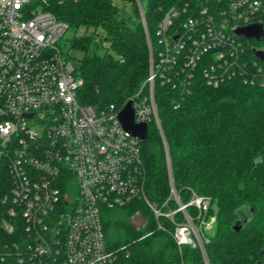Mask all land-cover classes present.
Listing matches in <instances>:
<instances>
[{
  "label": "built area",
  "instance_id": "1",
  "mask_svg": "<svg viewBox=\"0 0 264 264\" xmlns=\"http://www.w3.org/2000/svg\"><path fill=\"white\" fill-rule=\"evenodd\" d=\"M44 3L0 0V264H110L117 254L101 214L135 199L170 219L178 247L199 249L209 264L211 198L185 200L176 186L156 85L189 88L199 70L213 87L236 77L264 86V46L250 45L264 42V0H181L153 33L136 0L148 71L130 99L135 121L151 124L163 143L169 195L162 203L146 194L143 140L123 128L120 109L79 101L83 79L60 45L69 24ZM251 24L261 25L260 38L238 32Z\"/></svg>",
  "mask_w": 264,
  "mask_h": 264
},
{
  "label": "trees",
  "instance_id": "2",
  "mask_svg": "<svg viewBox=\"0 0 264 264\" xmlns=\"http://www.w3.org/2000/svg\"><path fill=\"white\" fill-rule=\"evenodd\" d=\"M128 1L133 15L123 17L113 0H45V9L69 24V50L81 54L74 62L83 79V104L121 109L147 75L140 11L136 0ZM180 1L141 0L152 33ZM188 87L158 83L156 99L177 188L185 200L192 193L211 198L205 214L215 217L205 231L209 264H264V86L236 77L213 87L197 70ZM141 146L146 194L162 203L169 195L168 174L161 137L151 124ZM243 205L253 216L236 231L235 210ZM190 211L196 217V208ZM101 215L108 248L117 254L110 264H205L199 249H180L172 221L157 219L140 199Z\"/></svg>",
  "mask_w": 264,
  "mask_h": 264
},
{
  "label": "water",
  "instance_id": "3",
  "mask_svg": "<svg viewBox=\"0 0 264 264\" xmlns=\"http://www.w3.org/2000/svg\"><path fill=\"white\" fill-rule=\"evenodd\" d=\"M240 34H244L250 38H260L262 35V27L259 24H251L246 27H242L238 29ZM261 57H263V53H258ZM118 119L128 132H130L133 136H136L142 140L146 139L148 126L146 122H136L134 118V109L132 106V100L130 99L119 111ZM243 224L240 220L234 224V229L239 231Z\"/></svg>",
  "mask_w": 264,
  "mask_h": 264
},
{
  "label": "rangeland",
  "instance_id": "4",
  "mask_svg": "<svg viewBox=\"0 0 264 264\" xmlns=\"http://www.w3.org/2000/svg\"><path fill=\"white\" fill-rule=\"evenodd\" d=\"M113 3L119 8L120 11V15L123 17H128V16H132L133 15V7L130 1L128 0H113ZM43 4H39V6H42ZM67 36V34H65ZM61 40V48L62 51L64 53V55L66 53L69 52V54L71 56H73V58H77L79 57L81 54L76 51L75 49H71L69 50V44L66 41L65 37ZM250 45H257V46H264V42H258V41H251ZM147 208L148 206L146 204H144ZM237 219L240 220L242 223H245L247 220L251 219L253 216V211L251 209L250 206L248 205H243L239 208H237L235 210Z\"/></svg>",
  "mask_w": 264,
  "mask_h": 264
}]
</instances>
